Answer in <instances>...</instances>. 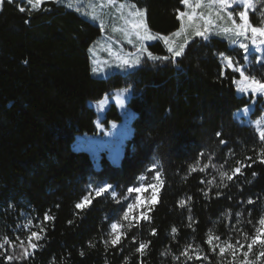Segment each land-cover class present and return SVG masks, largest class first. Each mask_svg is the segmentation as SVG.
<instances>
[{
  "label": "trees",
  "instance_id": "16d2710c",
  "mask_svg": "<svg viewBox=\"0 0 264 264\" xmlns=\"http://www.w3.org/2000/svg\"><path fill=\"white\" fill-rule=\"evenodd\" d=\"M127 1L146 9L151 31L169 35L179 29L175 10L183 9L180 0ZM250 20L260 24L255 12ZM102 32L98 24L55 0H46L39 10L23 0H4L0 10V232L13 241L5 246V254H21L16 231L29 214L44 239H34L39 244L30 249L34 254L12 264H240L243 254L236 259L226 249L221 255L219 246L225 241L239 246V240L247 248L264 215V163L259 159L264 142L256 128L237 118V111L251 104L253 97L237 92L233 73L218 56L234 57L236 49H229L230 39L224 36L208 42L196 37L175 63L142 57L133 71L103 78L93 74L89 53ZM147 49L154 55H171L162 41L147 44ZM246 72L264 80V66L254 63ZM129 85L134 90L128 99L135 113L133 134L125 142L119 165L102 153L101 166L96 168L89 152L75 149L77 136L97 131L93 101ZM263 112L260 96L252 116ZM122 120L117 105L111 103L102 123ZM157 161L155 171L163 184L148 212L150 221L141 219L119 245H105L112 223H128L122 221L123 202L118 204L105 193L93 194L95 198L83 210L75 204L89 195V185L96 188L105 181L113 185L117 199L123 197L128 187L139 184L138 176L155 175L146 169ZM205 164L208 167L200 171ZM193 165L197 166L194 172L190 171ZM237 167L241 173L232 180L221 178L220 172L231 175ZM188 197L191 201L181 207L179 201ZM249 199L254 202L247 203ZM45 214L54 219L45 221ZM209 230L220 237L214 241V252L206 243ZM149 241L142 255L136 252L140 242ZM187 245H192L189 255L200 250V259L186 260L182 253ZM253 248L258 249L255 264H264L259 255L264 248ZM0 264H5L3 256Z\"/></svg>",
  "mask_w": 264,
  "mask_h": 264
},
{
  "label": "snow or ice",
  "instance_id": "6c2138e0",
  "mask_svg": "<svg viewBox=\"0 0 264 264\" xmlns=\"http://www.w3.org/2000/svg\"><path fill=\"white\" fill-rule=\"evenodd\" d=\"M11 2V0H9ZM46 0H27V3L31 5V8L34 10H39L40 6L44 4ZM56 3H61V0H55ZM201 0H196V7H199ZM4 3V0H0V10H2V5ZM180 3L182 6L191 8L190 0H180ZM116 0H105L104 3L100 4L99 7L103 8L105 6H115ZM211 4L216 6L218 8V11L216 13V16L220 20H225L227 22H230V26L223 27L220 29V31L216 32H210L208 28H205L203 31L199 29H195L194 32L190 35L186 34V28L184 24V20L187 18V20L191 21L193 19L192 14L189 12L181 11L179 8L175 10L177 14V19L181 22L179 29L176 32L171 33L170 35L172 37H179L182 34H185L184 43L180 44L176 47L173 46V43L170 42V36L167 35H161L159 33H153L151 29L148 27V24L146 22V9H140L135 4H120L119 10L121 11V15H124V10H127V16L125 19V25L128 28V33H130L132 36L135 37V39L140 43L141 47L137 49V52L135 54L134 59H124L119 58L121 60L120 67H135L137 65L141 64V58L146 57L147 59L151 60H164L168 61L171 60L172 62H176L177 58L183 57L185 54L186 46L190 43V41H193L196 37H199L202 41L208 42L211 38L214 36H225L230 37L229 42V49L234 50L236 47L242 50V58L244 63H240L238 59H236L233 56H228L225 53H219V59L222 62V65H225L227 69H230L233 73L232 80L234 85L236 86V90L240 94H248L251 93L253 96L260 95L264 97V80L257 78L255 75H249L246 72V69H249L252 65V61H250L249 57L252 55H255V63L259 64L261 66H264V11L260 12L261 16V22L260 25H254L250 20V13L255 12L257 10V4L255 0H211ZM261 7L264 8V0H260ZM67 7L73 8V3H68ZM83 5L80 7H76L75 10L81 15L88 18V22L91 23H99V26L103 28L104 23L103 20L100 18L99 13L96 11V5L93 3H88L87 7L92 9L90 12H83L82 11ZM237 8L240 10L237 11ZM20 11H24L25 9L21 7L19 9ZM223 14V15H221ZM126 33V34H128ZM145 41H162L164 45L167 48V51L171 54L165 55V56H158L154 55L152 52L148 51V49L144 46ZM129 43H132V39L129 38ZM251 45V50H250ZM93 49H89V51H92ZM27 63V61H25ZM92 71L95 73L97 71V68H93ZM220 75L223 77L225 75V72L222 71ZM238 75V79L236 76ZM129 88H125L120 90L116 94V100L117 102L123 107L125 104V100L123 98V93H128ZM107 101V97H105L104 100H101L99 102L98 107H103L105 102ZM249 108H244L243 112L247 113L249 112ZM251 122V121H250ZM255 127L258 130L259 134V140L261 142H264V117L257 119L255 122ZM217 137L221 136L220 132L216 133ZM221 144L226 143V141L221 140ZM203 155V153H201ZM251 159V158H249ZM260 161L264 163V149H262V154L259 157ZM157 162H154L146 171L153 172L157 168ZM199 164V161H197V165ZM208 165L205 164L204 168H201L200 171H204L205 168H207ZM215 167V165H213ZM248 167H251V165H248ZM197 166L193 165L190 166V171H196ZM241 173V168L237 167L233 170L232 174L229 175L228 172H220V176L223 179L226 177L228 180H232L233 177L236 174ZM253 176L256 175V173L252 174ZM160 172L155 171V175L152 177L153 181H157L156 183H147L145 184L144 181L147 179L145 175L141 174L136 178L137 182L139 183L138 187H128L126 190L127 196L118 197V193L115 191L113 185L108 184L106 181L101 182L99 186H97L95 189L91 188V185H89V195H85L82 197L81 201L75 204V208L78 210H83L85 207L89 206L91 204V200L95 197H100L101 195L108 193L110 194L111 198L118 204L121 203L122 200H126L128 196L133 197V202H129L126 204V207L124 205H121L123 207V213H122V221H127V225H124L122 222H114L110 225V232H109V239L105 240V245L111 244L113 246L119 245L121 243L122 237L127 236V231L130 230L133 226H139L141 219L144 221H150L151 217L147 214V212L151 211V205L156 202L157 194L159 191V187L163 184L162 180H159ZM203 182V181H202ZM210 183H214L211 181ZM226 186V185H225ZM149 189H151V196L149 198L148 205H145L144 199L142 198V193L147 192ZM95 192V197H91V192ZM134 194V195H133ZM204 195L207 196L208 192H204ZM191 201V197H188L187 200L181 199L179 201V205L181 207H184L186 204H188ZM254 201L249 199L247 203L251 204ZM140 207H146V211H140L138 215H133L134 210L140 208ZM114 215H118V213H114ZM239 216L240 213H237ZM54 219V217L48 216L45 214L44 220L49 221ZM188 219L191 221L192 217L189 216ZM135 222V224L133 223ZM32 222L29 221V224ZM259 227L255 228V235L251 237V242L247 243V249L248 252H244L243 255L245 257V260L243 264H253L252 261L247 260L248 253H250L253 249V245H256L258 242L260 243V246L264 248V239H261L262 236H264V216H262L259 221ZM69 224H71V221H69ZM191 226V225H189ZM27 227V226H26ZM122 228L124 229L122 231ZM44 229H41V232H43ZM177 229L175 227L172 228V232L175 233ZM151 234H156V229L153 228L151 230ZM39 241L41 239H44V236H42L40 233L36 231H32L31 234L27 237L28 244L31 247V249L36 250L39 247V244L36 242H33V240ZM136 236L134 235L132 237V242H136ZM245 239L247 240V234H245ZM219 236H214L212 231L209 230L207 234L206 243L211 246V250L214 252L216 251L217 245L214 244V241H219ZM148 243L140 242L139 247L136 248V252L143 254L144 250L148 247ZM13 241L7 237L4 236L2 242H0V256H3L5 260V264H12L13 261H20L25 260L29 256L34 254L33 252H29L27 247H24V242L21 241V254L20 255H6L7 249L5 248V245H12ZM236 244L240 246L242 249L244 247L243 244H240V241L237 240ZM236 245H233L230 241H225L224 246H219V253L223 255L226 251V249H232L233 250V256H235V249ZM192 249V245H187L184 252L182 253L186 260H192V259H200L199 252L200 250L197 248L194 250V255H189V250ZM81 255H83V252H81ZM261 257H264V251H261L259 253ZM207 259V257H204Z\"/></svg>",
  "mask_w": 264,
  "mask_h": 264
},
{
  "label": "rangeland",
  "instance_id": "374dc122",
  "mask_svg": "<svg viewBox=\"0 0 264 264\" xmlns=\"http://www.w3.org/2000/svg\"><path fill=\"white\" fill-rule=\"evenodd\" d=\"M23 1L27 2V0H23ZM104 2L105 0H61V3H63L66 7L68 3H73L74 7L70 9H74V10L76 7H80L81 5H83L82 7L83 12H90L92 10L87 7L88 3H93L94 5L97 6L96 11L99 13L100 18L103 20L104 26L102 28L103 32L101 36L90 47V49H93L92 51H89L91 56V68L92 69L94 67L97 68V71L95 73L92 71L95 76L108 78L116 72L129 73L130 71H133L136 68V66L120 67L121 60L119 58H124L129 60L134 59L137 49L140 48L141 45L135 39L134 36L128 33V28L125 25L127 10L126 9L124 10L123 16L121 15V11L119 10L120 4L128 5L134 3L127 0H116L115 6H105L103 8H100L99 5ZM255 2L257 4V10L255 11V14L256 17L261 22L260 12L264 11V8L261 7L260 0H255ZM190 4H191V8L184 6L183 9L181 10V11L189 12L193 16V19L191 21L187 20V18L184 20L186 34L188 35L192 34L195 29H199L203 31L205 28H208L210 32H216V31H220V29H222L223 27L230 26V22H227L226 19L222 21L217 18L216 13L218 11V8L211 4V0H201L199 7H196V0H190ZM239 10L240 9L237 8V11ZM83 17L87 18L85 16ZM96 24L99 25L98 22ZM167 36H170V42L173 43L174 47L184 43L185 34H182L179 37H172L170 34ZM129 38L132 39V43H129ZM226 38L231 39L230 37H226ZM151 42L154 41H145L144 46L147 48V44ZM235 49L236 51L234 57L238 59L240 63H244L242 58L243 56L242 50L239 49L238 47H236ZM250 50H251V45H250ZM249 59L250 61H252V64H254L256 57L255 55H252L249 57ZM125 88H129V92L122 94L125 100V104L122 107L116 100V94L120 90ZM133 91L134 90L132 85L125 86L122 88L112 90L102 99L92 102V105L95 107L98 115L96 122L97 131L93 134L85 133L78 135L77 140L75 142V149L89 152L96 168H99L101 166L100 158L102 153H105L107 157L110 159V161L115 165H119L121 162L122 154L124 152L125 142L133 134L132 122L135 117V113L128 105V99L133 94ZM241 95L252 96L253 100L251 104L237 111L236 113L237 118L240 120V122L246 123L256 128L254 122L257 119L264 117V112L256 117L252 116V112L255 110L256 102L258 101V97H260V95L253 96L251 93L241 94ZM105 97H107V101L105 102L104 106L102 108L98 107L99 102L101 100H104ZM111 103H115L117 105L120 113L122 114L123 121L120 122L111 121L108 125H106L102 123V119L105 115V112L111 105ZM244 108H249L250 111L245 113L243 112ZM152 177L146 179L144 183L145 184L156 183L157 181H153ZM138 186L139 184L134 187H138ZM91 188L95 189L92 186ZM93 194H95L94 191L91 192V196ZM158 194H157V198H158ZM141 195L142 198L144 199L145 205H148L149 198L151 196V189H149L147 192L142 193ZM124 196H127V193ZM122 202L123 205L126 207L127 203L133 202V197L128 196V198L126 200H122ZM146 210H147L146 207H140L134 210L133 215H138L140 211H146ZM122 213L123 211L121 212V214ZM29 221H31L32 223L29 224ZM35 226L36 225L34 223L33 218L29 214H25L19 227L21 228V230L18 229V231H16L17 237L24 242V245L25 247L28 248L29 252L31 247L28 244L27 237L31 234L32 231H36ZM259 226L260 225H258V227ZM3 236L4 235L0 232V242H2ZM261 239H264V236H262ZM256 246H260V243L258 242L256 245H253V247ZM234 251H235V256L233 257L238 259L240 258V255L243 254V252H248V249L244 247L241 249L240 246H236ZM257 251H258L257 248H253L252 251L248 253L247 256V260L252 261L253 264H255V262H257L258 259ZM230 252H232L233 254L232 249L230 250ZM243 262L244 260L240 261V264H243ZM197 264H204V263H197Z\"/></svg>",
  "mask_w": 264,
  "mask_h": 264
}]
</instances>
